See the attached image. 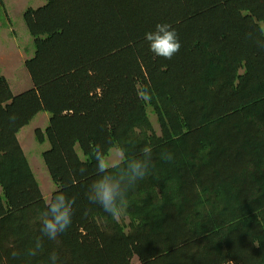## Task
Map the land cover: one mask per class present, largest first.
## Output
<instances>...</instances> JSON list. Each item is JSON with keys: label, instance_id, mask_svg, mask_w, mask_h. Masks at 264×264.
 I'll list each match as a JSON object with an SVG mask.
<instances>
[{"label": "rangeland", "instance_id": "374dc122", "mask_svg": "<svg viewBox=\"0 0 264 264\" xmlns=\"http://www.w3.org/2000/svg\"><path fill=\"white\" fill-rule=\"evenodd\" d=\"M44 4L45 0H0V108L28 93L59 101L65 115L73 116L100 100L110 103L122 84L141 77L150 83L175 78L181 85L202 78L219 82L225 92L243 90L244 85L253 89L246 77L253 70L256 83H264V50L257 47L264 40L255 36L264 34V0H230L160 16L112 18L42 36L27 29L23 14ZM163 22L172 25L181 43L171 59L155 55L144 38ZM175 105L169 124L159 122L160 114L150 107L141 109L133 131L114 141L96 140L92 146L79 142L59 146L47 138L50 116L44 112L28 125L5 132L0 137V264H49L52 252L61 264H237L253 259L258 241L264 239V218L241 203L205 201L187 227L167 241L159 238L180 221L169 207V195L175 193L170 187L194 185L197 179L205 185L232 165L235 130L250 126L247 118L234 114L217 128L191 121L195 125L185 130L178 112L187 108L178 100ZM215 131L224 150L215 159L205 162L199 157L187 166L182 162L174 175L158 168L166 162L161 153L168 150L163 144L170 137L185 140L184 148L196 153L198 137ZM97 142L105 146L113 163L123 159L122 149L139 156L144 146L152 148L150 172L128 192L119 220L86 196L97 178L92 152ZM179 150L177 158L184 159ZM187 169L195 175L187 176ZM55 191L75 198L72 224L57 240L44 238L37 255H29L40 235V216ZM136 250H142L144 258L134 254Z\"/></svg>", "mask_w": 264, "mask_h": 264}, {"label": "trees", "instance_id": "16d2710c", "mask_svg": "<svg viewBox=\"0 0 264 264\" xmlns=\"http://www.w3.org/2000/svg\"><path fill=\"white\" fill-rule=\"evenodd\" d=\"M226 1L230 0H45V4L36 9H26L23 20L31 33L46 36V32L49 35L69 31L82 25L99 24L106 19L128 20L138 16H160L174 10L210 8ZM26 49L30 50L28 46ZM246 77L251 80L253 89H248L244 85L243 90L232 88L233 90L225 92L222 91L219 82L216 84L213 80L211 82L202 78L198 82L181 85L175 78L150 83L141 77L122 84L117 94L112 96L110 103L105 104L100 100L94 107H85L84 111L73 116L65 115L59 101L45 100L37 94L27 93L0 108V137L11 129L18 130L28 125L43 112L50 116L45 130L46 136L53 138L59 146L72 142L92 146L96 140L114 141L117 137L133 131L138 125L134 123L136 114L141 109L149 107L153 113L160 114L159 122L169 124L172 122V109L176 106V100L187 108L184 112L176 109L182 113L177 111L179 124L185 130L195 125L191 124V121L197 122L196 126L214 125L217 128L237 114L244 120L247 118L250 126L235 130L238 140L230 150V154L236 159L235 162L210 178L205 185L197 179L194 185L182 187L183 183H178L175 187H170L175 193L173 196L169 195L168 206L175 216L180 217V221L173 223V227L161 233L159 238L167 241L175 236L177 230L187 227L195 210L201 208L200 204L205 201L220 205L233 202L231 205L235 206L241 203L244 206H251L250 212H260L264 218V83H256V74L253 70L248 71ZM242 91L244 94H241ZM13 115L16 118L14 122L9 119ZM170 138L163 145L168 148L166 152L172 153L173 159L158 168L170 171L173 175L175 167L182 162L187 166L191 163L189 160L194 162L199 157L201 160L206 158V162L215 159L224 151L218 140L220 135L217 131L198 137L196 153L184 148L185 140ZM177 149L179 152L183 150L186 155L184 159L177 158L175 154ZM187 171V176L195 175L188 169ZM169 185L171 184L167 187ZM260 222L258 221L259 224ZM256 237L258 235L254 238ZM257 244L258 254L250 261L237 264H264V239L259 240ZM0 246L3 244L0 243ZM134 252L140 258H144L142 250Z\"/></svg>", "mask_w": 264, "mask_h": 264}, {"label": "clouds", "instance_id": "9594fccd", "mask_svg": "<svg viewBox=\"0 0 264 264\" xmlns=\"http://www.w3.org/2000/svg\"><path fill=\"white\" fill-rule=\"evenodd\" d=\"M252 35L249 33L248 38ZM255 36L264 40V34ZM144 38L149 44V49L165 59H171L181 48L178 33L167 22L157 23L153 30L144 34ZM257 47L264 50V45ZM9 119L14 122L16 118L13 115ZM92 152L97 178L88 187L87 199L90 203L99 205L113 220H119L127 207L128 192L150 172L153 163L152 148L144 146L140 149L139 156H129L122 149L123 159L118 163H113L109 159L107 149L102 143L97 142ZM161 158L171 161L173 155L170 152H162ZM74 205L75 198L69 197L64 191H55L51 194L46 210L40 216V235L36 237L35 247L29 251V255H37L43 246L44 238L55 241L68 230L72 224ZM16 255L18 253L13 252V256ZM48 260L49 264H61L56 252L50 253Z\"/></svg>", "mask_w": 264, "mask_h": 264}, {"label": "crops", "instance_id": "0c3cea01", "mask_svg": "<svg viewBox=\"0 0 264 264\" xmlns=\"http://www.w3.org/2000/svg\"><path fill=\"white\" fill-rule=\"evenodd\" d=\"M26 188H27L26 186H23L21 190L26 191ZM23 199H25V198H23ZM0 247H1V246H0ZM0 249H1V248H0ZM0 254H2L1 251H0Z\"/></svg>", "mask_w": 264, "mask_h": 264}]
</instances>
